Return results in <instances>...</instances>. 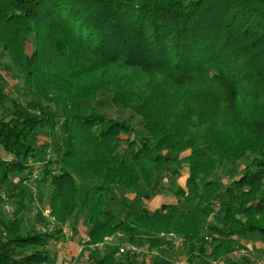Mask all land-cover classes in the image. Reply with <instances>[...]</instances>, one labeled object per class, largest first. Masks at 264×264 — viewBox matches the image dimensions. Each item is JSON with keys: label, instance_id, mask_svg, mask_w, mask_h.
<instances>
[{"label": "trees", "instance_id": "trees-1", "mask_svg": "<svg viewBox=\"0 0 264 264\" xmlns=\"http://www.w3.org/2000/svg\"><path fill=\"white\" fill-rule=\"evenodd\" d=\"M0 48L22 79L18 100L0 89V191L17 205L0 264H53L76 215L93 247L82 264H151L96 250L117 232L152 254L173 233L189 264H239L232 250L264 239V0H0ZM108 98L141 131L102 113ZM183 171L174 202L144 211ZM23 183L49 191L52 231L21 229Z\"/></svg>", "mask_w": 264, "mask_h": 264}, {"label": "rangeland", "instance_id": "rangeland-1", "mask_svg": "<svg viewBox=\"0 0 264 264\" xmlns=\"http://www.w3.org/2000/svg\"><path fill=\"white\" fill-rule=\"evenodd\" d=\"M33 47L31 46V44H27L26 45V53H31ZM6 54V52L4 50H2L0 48V89L2 91H4L5 93H7L9 95L10 99H17L20 97V95L22 94V79L21 76L18 72V70L13 67L10 66L9 69L7 70H3L1 69V66L4 63H7L8 57L4 56ZM20 99V98H19ZM97 105L100 106V110L102 111V113H104L105 115L109 116V117H113V118H118L120 120L123 121H127L129 122L134 128H136L138 131H141V124H140V118L132 115L129 111H124L121 109H118L114 106H112L109 98L105 101V100H99L97 102ZM8 109H10V103H6V105L0 109V113L2 115H6L8 113ZM52 133H47V132H38V143L42 144V143H47L50 147L48 148L47 151H51L50 148L53 145L52 142ZM0 156H1V151H0ZM180 159L182 160V164L183 167L186 169L187 168V155H182L180 156ZM37 167V166H35ZM244 167V164L241 163L238 167L237 171H242ZM221 173H219L217 175V177H221ZM36 177L34 178V181H36ZM183 177H179L175 180H171V181H164L160 183V186L157 187V191L155 193H153L152 196H150L149 198L143 199L146 200L147 202L157 198H161L163 196H168L171 197L173 196V191L176 189L177 186L183 185ZM177 185V186H176ZM20 187L22 189H24L27 193H31L32 194V202L29 201H24V205L27 206L26 208L28 209L27 211H23L21 216H22V222L20 223V227L22 230H27L30 228H35L37 230H42L50 232L54 229V221L50 218L49 215V210H48V201H49V191L46 189H42L40 191H38L35 187L31 186V183H23L20 185ZM11 189V188H10ZM41 192V194H40ZM128 194H134V198L137 196L136 193L134 192H126L125 195ZM127 197V196H125ZM174 197V196H173ZM128 199L129 202V198ZM175 199V198H174ZM41 200V201H39ZM142 200V201H143ZM144 208V204L143 202H141ZM161 204L163 203L162 201L160 202ZM141 204L137 205V207H141ZM166 205V204H165ZM161 205L160 208L161 210H165L168 208V205ZM16 198H9L8 195H6L3 191H0V220L1 219H9L13 216L14 212L16 211ZM117 209H118V205H117ZM41 212V216L44 219L45 222L43 221H38L36 220V215H38L37 213ZM82 221L84 224V215L83 216H78L76 215L75 217H73L70 221L66 222L65 224H63L61 226L62 229V234H68L69 233V223H75L77 221ZM2 221V220H1ZM1 229V228H0ZM117 234H121L122 237L118 238V243H122V244H130L128 242H126L127 238L126 236L121 233V232H117L114 235L111 236H107L103 239V241L97 245H94V247L96 248V250L98 251H103L104 246L107 243V238L108 237H112L115 236ZM161 237H164V239H166V243L164 244V246H161L157 249H160V253L153 255L152 253H149L148 250L146 248H140L141 253L139 254V256L137 257V259L139 261L145 260L147 263H153L154 261L157 264H174V263H181L182 258H180L182 255L184 256V264H189L187 261V255H186V249H184V240L182 237H178L175 236L173 233H169L167 235L164 234H160ZM180 239L183 243L182 248H175L173 243H172V237ZM84 245L87 246V249L92 250L93 247L89 246V239L88 237L85 238V240L83 241ZM248 247L246 245H242V247L240 246H236L232 252L230 253V255L227 257L231 260L236 261L239 264H258L259 262L264 264V239L256 236H250L248 237ZM133 245V244H131ZM110 246H115V245H110ZM136 246V245H135ZM244 246V247H243ZM138 247V246H137ZM50 252L54 255V259L57 258V254L55 252V247H54V243L50 244L48 246ZM156 249V250H157ZM242 249H245V254L241 255L240 251ZM86 251L85 249L82 250V252ZM158 253V252H157ZM81 254V252H80ZM82 255V254H81ZM116 258L120 257L117 256V252H116ZM161 256V257H160ZM168 258V259H167ZM162 259H165L167 261H165L164 263L162 262ZM223 261H213L212 264H223Z\"/></svg>", "mask_w": 264, "mask_h": 264}, {"label": "crops", "instance_id": "crops-1", "mask_svg": "<svg viewBox=\"0 0 264 264\" xmlns=\"http://www.w3.org/2000/svg\"><path fill=\"white\" fill-rule=\"evenodd\" d=\"M184 155H188L187 153H184ZM183 177V185L179 186L183 187L185 185V180L187 177V173L185 171H183L181 173V176ZM127 196L126 198H129L130 200L134 199V194H128L125 195ZM174 197L170 195V197L168 196H163L159 199L155 198L149 202H147L146 200H143V204H144V211H154L158 208H160L161 205H171L174 202ZM163 202L162 204L160 202ZM165 205V206H166ZM69 233L62 234V237L60 238V240L56 243H54V247H55V252L57 254V258L53 261V264H82L80 261L82 260H86L87 257V252L90 249H87V246L84 245L83 241L85 240V238L87 237V232H88V227L86 226V224H84L81 220L77 221L75 223H69ZM244 245H246L247 247L249 246L247 241L244 242ZM86 250L84 252H82V250ZM83 255L82 257L80 256L81 254ZM158 254L161 252L160 249H157ZM161 257V256H160ZM180 258H182V260L184 261V256L182 255ZM168 259V258H167ZM165 259H162V262L164 263ZM183 261H181L183 263Z\"/></svg>", "mask_w": 264, "mask_h": 264}, {"label": "built area", "instance_id": "built-area-1", "mask_svg": "<svg viewBox=\"0 0 264 264\" xmlns=\"http://www.w3.org/2000/svg\"><path fill=\"white\" fill-rule=\"evenodd\" d=\"M218 209V205H215V210ZM122 235L121 234H117L115 236L112 237H108L107 238V243L106 245H115L117 246L118 250H117V256H122L124 254H129L132 256H139V254L141 253V250L139 247L135 246V245H131V244H122V243H118V238H121ZM172 237V236H171ZM172 243L174 245L175 248H181L183 243L180 239L174 238L172 237ZM241 255L245 254V249H242L240 251ZM153 255H156V253H153ZM174 264H184V263H174ZM258 264H262V263H258Z\"/></svg>", "mask_w": 264, "mask_h": 264}]
</instances>
